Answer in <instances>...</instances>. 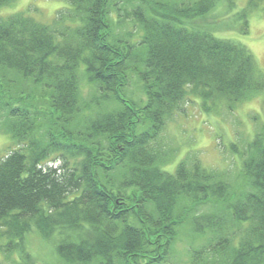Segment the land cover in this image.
<instances>
[{
	"label": "trees",
	"instance_id": "1",
	"mask_svg": "<svg viewBox=\"0 0 264 264\" xmlns=\"http://www.w3.org/2000/svg\"><path fill=\"white\" fill-rule=\"evenodd\" d=\"M67 1L51 23L0 15V132L16 144L0 255L53 264L27 250L36 230L54 264H264V123L232 145L235 181L196 154L166 169L179 148L160 141L186 103L234 111L264 92L250 50L202 24L221 0ZM260 7L238 13L241 33Z\"/></svg>",
	"mask_w": 264,
	"mask_h": 264
},
{
	"label": "rangeland",
	"instance_id": "2",
	"mask_svg": "<svg viewBox=\"0 0 264 264\" xmlns=\"http://www.w3.org/2000/svg\"><path fill=\"white\" fill-rule=\"evenodd\" d=\"M248 0H236L228 5L221 0L218 6L202 20L216 36L230 38L245 45L255 57L258 66L264 70V10L259 8L249 16V28L246 34L240 32L242 21L238 13L247 5ZM69 6L67 0H17L13 5L1 10L0 15L24 13L42 23H51L57 12ZM264 123V92L250 101L240 103L234 111L221 109L217 112H205L199 100L186 103L184 111L179 112L168 123L161 134L160 141L179 148L173 163L166 169L174 171L178 162L188 155L196 154L207 168L217 169L235 181L240 174L241 156L232 148L233 144L242 147L255 137ZM16 147L14 138L0 132V159L6 157ZM59 161L55 167L59 165ZM207 207H204L205 210ZM27 250L39 262L55 263L53 243L44 241L33 230L26 235ZM187 242H179L176 252L183 250ZM53 263V264H54ZM0 264H12L0 255Z\"/></svg>",
	"mask_w": 264,
	"mask_h": 264
}]
</instances>
